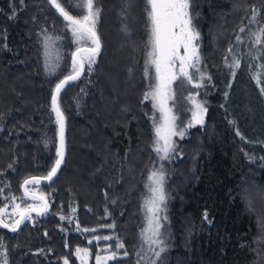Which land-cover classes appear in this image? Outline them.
I'll use <instances>...</instances> for the list:
<instances>
[{
	"label": "trees",
	"instance_id": "obj_1",
	"mask_svg": "<svg viewBox=\"0 0 264 264\" xmlns=\"http://www.w3.org/2000/svg\"><path fill=\"white\" fill-rule=\"evenodd\" d=\"M96 5L101 49L91 71L84 66L79 78L59 94L65 155L56 176L48 181L42 178L54 165L59 146L51 94L56 83L72 74L71 48L62 46L61 65L49 71L41 36L64 40L69 33L48 0H0V209L18 202L25 206L22 213L43 203L25 196L23 182L33 177L41 179L26 186L29 193L44 196L48 203L45 214L30 212L15 232L0 225L8 264H64L65 259L81 264L74 253L78 247L88 248V264H95L97 243L88 238L110 232L116 235L112 240L116 258L105 264H136L140 179L153 159L150 127L144 122L149 132L145 145L139 141L133 117L139 113L145 84L146 4L133 0L128 10L125 0H96ZM65 7L72 15L82 14ZM253 8L258 11L257 23L249 25ZM190 13L203 62L214 79L204 103L203 124L180 142L182 157L175 163L162 160L171 194L173 244L159 264H264V243L259 244V239L264 242V95L259 91L264 78L261 85L251 80L253 104L247 108L250 112L255 108L250 115L255 120L244 122L233 101V70L228 66L233 55L240 58L238 71L244 63L264 64V47L248 35L264 25V0H190ZM245 26L246 31L239 32ZM237 35L242 43L236 42ZM138 147L144 160L148 152V161L137 164L140 171H133L136 177L127 181L129 160ZM133 183L129 190L123 189ZM20 213L12 223L1 214L0 219L15 226ZM111 223L114 228L108 227ZM118 242L123 249L115 248Z\"/></svg>",
	"mask_w": 264,
	"mask_h": 264
},
{
	"label": "snow or ice",
	"instance_id": "obj_2",
	"mask_svg": "<svg viewBox=\"0 0 264 264\" xmlns=\"http://www.w3.org/2000/svg\"><path fill=\"white\" fill-rule=\"evenodd\" d=\"M48 2L66 22V28L71 32L74 43L77 45H92L91 47L76 48V51L72 53V74L65 76L64 79L56 83L51 94V110L55 114V123L59 126V146L56 148L57 159L54 165L51 167L50 171H48L47 175L42 178L51 181L64 162L65 155V120L64 114L59 106V94L69 81H74L79 78L84 70L85 63H87L88 69L91 71V65L95 63V57L100 52L101 43L96 31V25L100 16V9L96 7V0H64L63 3L61 0H48ZM21 3H23V0H21ZM65 4L80 10L82 14H70V12L66 10ZM132 4L133 0H125V10L130 9ZM145 4V13L148 21V51L145 59L144 75L146 78H151L149 69L154 68L155 84L149 85L150 91L144 94V100L151 99L154 109L160 114L158 118L159 122H157V117L155 115L152 117L155 134L153 144L154 151L161 154L160 159L164 160L169 158L170 153L175 150V144L172 138L174 136H180L182 138L185 135V130L183 128L179 131L177 130V116L173 113V107L169 106V101L174 102L176 99V91L173 89V84L179 81L180 83L177 87L180 88L183 87L186 82L193 87L199 88L203 86L205 77L210 81L211 76H208L198 67L201 60L197 43L199 33L196 32L192 26L190 0H145ZM257 16L258 11L253 8L249 19V25L257 23ZM246 28L247 26L241 27L239 32H245ZM123 30L126 33L129 31L127 25L124 26ZM248 35L254 44L264 47V25H261L257 31H249ZM50 39V37L45 36L46 42ZM57 39L60 38L57 37ZM236 42L242 43L243 38L237 35ZM229 52H232V48H229ZM249 55H251V53H249ZM251 58L256 60L260 57L252 56ZM228 66L233 70L232 75L234 77L236 74L235 69L240 67V58L233 55L232 63ZM258 67L261 70L253 72L251 78L257 85H261L262 78H264V64ZM190 69L194 71H190ZM129 71H131V69ZM196 73H199V79H196ZM259 91L264 95V86H261ZM225 96L227 97V93H225ZM187 99L191 100L194 106L193 109H191L192 120L189 122L188 127H192L193 124H203L202 113L206 112L207 109L203 107L202 103H197L191 94ZM237 134L239 135V132H237ZM241 138L243 139V137ZM9 167H11V165ZM40 179L41 178L36 177L30 180L25 179L22 187H24L25 196L32 195L34 200L38 199L43 203L32 205L25 212L20 213V219L15 221V226L4 223L2 219H0V225L4 228H11V231L15 232L25 219L30 218V212L43 215L48 211V203L45 197H36L34 194L29 193L26 187L30 183H39ZM148 181L149 183L146 187L148 188L149 195L146 197L143 205L145 211V224L144 227L141 228L140 237L141 240L148 245V250L152 252L156 258H159L167 247V237L163 231L167 216L162 215L163 211L166 209L167 201V194L164 187L165 173L162 169L154 170L149 175ZM2 191L3 189H0V192ZM11 199L14 201L17 198L13 196ZM19 207L20 205H16V209H19ZM3 212L4 210L0 209V214ZM204 218L207 219V212L204 213ZM61 219H64V217H61ZM262 227H264V225H262ZM84 231L94 232L95 229H84ZM95 239L107 241L113 238L111 236H104L95 237ZM89 243H91V241H89ZM0 247H3V245L0 244ZM115 248L123 249L124 245L118 242ZM105 250L108 251L110 249ZM81 252H83V255H81ZM76 253L83 261L85 256L88 255V250H81L78 248L76 249ZM0 255L5 257L0 264H7L6 251ZM123 255L127 256V251H124ZM115 258L116 252L113 251L111 256L105 257L103 260L106 261ZM64 264H68L67 259L64 260ZM96 264H102V258L100 256L96 257ZM137 264H140V262L137 261ZM152 264H156V260H153Z\"/></svg>",
	"mask_w": 264,
	"mask_h": 264
},
{
	"label": "rangeland",
	"instance_id": "obj_3",
	"mask_svg": "<svg viewBox=\"0 0 264 264\" xmlns=\"http://www.w3.org/2000/svg\"><path fill=\"white\" fill-rule=\"evenodd\" d=\"M97 7V5H96ZM134 19V18H133ZM99 21V19H98ZM98 23V22H97ZM96 29H97V25H96ZM132 29V28H131ZM68 30V29H67ZM69 35H67L68 37H65L64 40L57 39V40H53L50 39L47 42L45 41V36L42 35V45H43V55H44V65L46 66L47 70L49 71H54L57 70V68L61 65V61H62V56L61 53L63 52V48L62 46L67 44L69 45L68 47L71 48L70 50V61H69V71L71 72L72 69V53L76 51L77 47H91L92 45L90 44H80L77 45L76 43H74V38L71 35V32L68 30ZM147 41H148V36H147ZM63 42V43H62ZM62 43V44H60ZM198 43V49H199V55H200V64L198 65V67L201 69V71L205 72L208 76L211 75V73L209 72V68L208 66L203 62L204 57L201 54V50H200V40L198 39L197 41ZM47 44V46H46ZM147 42H146V56H147ZM182 51V50H181ZM237 57V56H236ZM97 56L95 57L96 60ZM146 58V57H145ZM232 63V62H231ZM241 64V62H240ZM260 62L259 61H254V62H249L247 64H242V66H244V68H242L243 70H239L237 69V71L235 70V77H233V87L232 89L234 90L233 92V101L236 102V110L240 115V118L244 121V122H254L255 118L253 120H251L250 115L254 114V112L256 111L255 108H253V110L250 112L248 111L247 108V104L250 102L251 104H253V100H252V94L250 93V84L253 81L251 78V74L253 72L256 71H260L259 66ZM85 66L88 67L87 63H85ZM241 67V66H240ZM239 67V68H240ZM178 71V68H177ZM190 71H194L191 70ZM243 71V72H242ZM249 71V72H248ZM253 71V72H252ZM149 72L151 74V78H146L145 77V84H144V90L142 91V93L139 96V99L141 98V105H139V113L138 114H134V118L135 120H137V127H138V131H139V141L141 143L145 142V145L147 143V137H148V129L145 125L144 122L147 123V125H149L150 127V139H149V143L148 146L150 147V154L149 156H151V159L149 164L146 166L145 164L148 161V157H147V153L146 152V158L144 160V155L142 154V147H138L137 150L133 153V156L131 160L132 163L129 164V170L128 173L131 174V176L129 177V179L127 181H129L130 179L133 180V177H136L135 172H138L140 170L136 169L137 164H141L142 166L145 165L144 169V175L142 177V185H143V192L139 198V206H140V211H139V219H138V223H137V245L135 247V252L134 254H136V264L137 261L140 262V264H152L153 260H156V264H159L161 258L164 256V254L172 247L173 241H172V237H171V231H170V227H169V204L171 201V194L167 188V184H166V179H165V192L167 194V201H166V209L163 211L162 215H166L167 216V221L164 222L165 223V227L163 229L167 240H166V250L161 253L159 258H156L152 252H150L148 250V245L145 244L140 237V231L141 228L144 227L145 224V211H144V201L146 199V197L149 195L148 192V188L146 187V185L149 183L148 181V177L149 175L154 171V170H159L162 169L163 172L165 173V168L164 165L162 164V160L160 159V155L158 154L156 151H154V138H155V134H154V122L152 117L155 115L157 117V122H159V112H157L154 107H153V101L151 99L149 100H144V94L148 91H150L149 85L150 84H155V79H154V74H155V69L154 68H150ZM252 72V73H251ZM196 79H199V73L195 74ZM214 79V76H212ZM251 78V79H250ZM213 79L212 80H208L207 77H205L204 81H203V86L196 88L193 87L192 85L187 84L186 82L184 83L183 87L178 88L177 85L180 83L179 81L175 82L173 84V89L176 91V99L175 101H169V106L173 107V113L177 116V130L179 131L181 128H183L185 130V135L181 138L180 136H174L172 139L174 141L175 144V150L170 153L169 158L164 159L163 161H166L167 163H172V162H176L175 160H178L179 158L182 157L183 153L181 151V146H180V142L187 138L190 130L194 127H198L201 126L202 124H193L192 127H188L189 122L192 120V111L191 109H193V104L192 101L187 99V97L191 94L197 103H202L203 107L206 108L204 106V103H207V98H209L211 95H207V93H210L211 87L210 84H213ZM121 80V78H120ZM252 80V81H251ZM142 101H146L144 104ZM174 104V106H173ZM111 107L106 108V110H109ZM113 113V112H112ZM97 116H99L100 114L96 113ZM203 116V121L205 120V116H206V112L202 113ZM254 117V115L252 116ZM146 120V121H145ZM146 147V146H145ZM183 148V147H182ZM147 149V147H146ZM144 164V165H143ZM140 165V166H141ZM262 167L264 168V165H262ZM141 169V171L143 170ZM134 172V175H132V173ZM166 174V173H165ZM186 178V177H185ZM135 182H137L138 178H134ZM135 184L133 183L130 187L127 186L125 187L123 185V189L129 190L130 188H132ZM32 189H34V186H31ZM139 189V188H138ZM136 189V192L137 190ZM135 190V189H133ZM113 202V201H112ZM35 202H29V204H34ZM16 205H20L19 209H16ZM24 205L19 204L18 202H14L12 205L8 206V207H4L2 208L4 210V212L1 214L4 216L5 220L9 223H12L13 220L19 215V213L24 209ZM132 213H134V210H132ZM128 217H131V214L129 213ZM128 218V219H129ZM28 219V218H27ZM25 219V220H27ZM112 226V227H109ZM109 228H114V224L111 223L110 225H108ZM104 236H111L113 239L116 238L115 232H110L107 233ZM101 235H94L90 238H88V241H95L96 244V256L94 258L95 264H96V257L100 256L102 258V264H105L106 262H108L109 260L104 261L103 258L111 256L112 255V250L114 248V242L111 240H97L95 239V237H104ZM264 242L261 241V239H259V244H263ZM87 249L88 250V255L85 256L84 260L82 261L80 259V256L77 255L76 253V249ZM75 249V256L77 257L78 261L81 264H88V261L90 259V250L86 247H78ZM105 249H110L108 251H106ZM260 249V248H259ZM158 250V249H157ZM6 251L4 245L3 247L0 248V254L4 253ZM139 253V255H138ZM260 254V253H259ZM81 255H83V252H81ZM261 255V254H260ZM5 257L3 255H0V262L3 261ZM7 259V256H6ZM7 264H8V259H7ZM256 264H260V262L256 263Z\"/></svg>",
	"mask_w": 264,
	"mask_h": 264
},
{
	"label": "water",
	"instance_id": "obj_4",
	"mask_svg": "<svg viewBox=\"0 0 264 264\" xmlns=\"http://www.w3.org/2000/svg\"><path fill=\"white\" fill-rule=\"evenodd\" d=\"M20 219V217L18 218V220Z\"/></svg>",
	"mask_w": 264,
	"mask_h": 264
}]
</instances>
